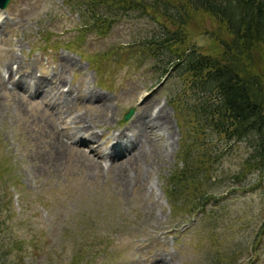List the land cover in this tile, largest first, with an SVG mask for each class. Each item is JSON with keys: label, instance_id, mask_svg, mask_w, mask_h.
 Listing matches in <instances>:
<instances>
[{"label": "rangeland", "instance_id": "374dc122", "mask_svg": "<svg viewBox=\"0 0 264 264\" xmlns=\"http://www.w3.org/2000/svg\"><path fill=\"white\" fill-rule=\"evenodd\" d=\"M144 6L121 17L111 6L98 7V15L115 22L107 36L83 35L90 14L83 17L85 7L72 10L64 0H12L0 10V197L11 202L0 245L23 242L25 264H72L81 242L95 236L104 239L96 240L100 254L91 257L89 250L78 264H214L218 256L220 264H264V174L236 178L252 138L225 140L207 130L213 154L223 153L206 182L217 200L204 210L173 213L168 179L182 165L184 135L200 134L179 121L184 114L172 104L193 101L187 79L172 68L177 57L145 51L177 27L160 3ZM190 17L183 49L212 52L213 33H224L208 16ZM259 69L264 72V58ZM27 73L44 82L39 91L31 82L12 85ZM78 88H89L92 98H76ZM150 103L148 142L133 121ZM157 111L169 123H154ZM118 130L134 145H121ZM80 226L89 227L86 235Z\"/></svg>", "mask_w": 264, "mask_h": 264}, {"label": "trees", "instance_id": "16d2710c", "mask_svg": "<svg viewBox=\"0 0 264 264\" xmlns=\"http://www.w3.org/2000/svg\"><path fill=\"white\" fill-rule=\"evenodd\" d=\"M149 1L160 3L165 16H171V23L177 28L164 32L166 37L161 41H150L145 51L155 57L167 50L177 57L172 68L179 67L180 78L187 79V93L193 101L185 105L174 99L172 104L177 112L184 114V119L179 121H186V127L191 125L200 134L196 140L191 139L193 134L184 135L179 154L182 165L170 175L167 195L173 213L204 210L208 203L217 200L215 195L206 192V182L213 178L214 164L223 157V153L213 154L211 140H205L207 130L225 140L252 138L254 148L236 178L243 179L256 171L264 174V72L259 69L264 57L256 58L258 52L264 51V0H64V3L72 10L85 7L83 17L90 14V22L86 21L81 28L83 35L107 36L115 22L98 15L95 12L98 7L111 6V11L121 17L145 8ZM170 8L176 9L174 15H170ZM193 13L211 18L225 35L213 33L218 44L214 42L212 52H203L197 47L183 49L185 29ZM174 34L178 38L171 43ZM175 45H180L179 50L173 49ZM3 197H0V231L7 227L9 233V224L6 226L9 215L6 217L5 211L11 202L7 200L6 205ZM80 229V234L86 235L89 227L80 226ZM106 238L108 240V236ZM96 240L104 241L102 236H95L93 241L81 242L72 264L83 261L89 250L91 257L100 254ZM22 246L21 241L8 242L7 248L0 245V264H25ZM14 250L17 254L9 258ZM214 264H220L219 256Z\"/></svg>", "mask_w": 264, "mask_h": 264}, {"label": "bare ground", "instance_id": "6f19581e", "mask_svg": "<svg viewBox=\"0 0 264 264\" xmlns=\"http://www.w3.org/2000/svg\"><path fill=\"white\" fill-rule=\"evenodd\" d=\"M8 66H9V64H7V68H8ZM10 70V69H9ZM8 70V72H10L9 74H11L12 73V69H11V71H9ZM7 72V73H8ZM22 72V71H21ZM6 73V72H5ZM23 73V72H22ZM18 74V73H17ZM13 75V74H12ZM15 75V74H14ZM22 75V74H21ZM3 77V76H2ZM57 78H59V79H62L61 77H57ZM3 79V78H2ZM9 80H12V78L11 79H9ZM27 82H31L33 85H35L36 87H38V91L42 88V85H43V81L41 80V79H37V76L35 75V74H33V73H27V74H25L23 77H21V79L19 80V81H12V85H17L20 89H23L22 87L23 86H25V84H28ZM6 83V82H5ZM8 83V82H7ZM60 84H61V81H59V83H58V87L60 86ZM17 86H16V89H18L17 88ZM28 86V85H27ZM13 88H14V86H13ZM27 89H28V87H27ZM86 89V88H85ZM89 89V88H88ZM88 89H86L85 91H83V90H80L79 88L77 89L79 92H78V95L76 96V98H78L79 99V97H87V93H88V95L89 96H91L92 95V92H88L89 90ZM81 91V92H80ZM73 89H69V96H67L68 98L69 97H71V96H73ZM81 93H82V95H81ZM17 94V93H16ZM52 94H53V92L52 91H49V92H47L46 93V95H45V97H47V98H49L50 97V95L52 96ZM60 95H62V94H60ZM85 95V96H84ZM90 98H92V96L90 97ZM65 101V104L67 105L68 104V101L67 100H64L63 99V101L62 102H64ZM154 104H152V103H150V105L148 104V105H146L145 107H143V109L141 110V112H138V114H137V118L133 121V123H134V127H136V129L138 128V129H140V130H145V131H143V132H141V131H139L138 133H137V135H140V136H144V137H146V134L145 133H147V130H148V124H147V122L149 121L148 119H149V116L150 115H152L155 111H154V106H153ZM162 111V110H161ZM161 111H157L158 112V115H155L154 116V118L152 119V121H154V123H159V124H165L166 123V121L167 120H162V118L160 117V113H161ZM164 111V110H163ZM163 114V113H162ZM163 116V115H162ZM100 118V117H99ZM83 119V118H82ZM104 119V118H103ZM151 119V118H150ZM157 119V120H156ZM81 120V119H80ZM168 122V121H167ZM149 123V122H148ZM151 123V122H150ZM169 123V122H168ZM167 123V124H168ZM73 124V123H72ZM171 125V124H170ZM162 126V125H161ZM165 126V125H164ZM168 126V125H167ZM166 126V127H167ZM68 127V126H67ZM71 127V126H70ZM69 128V127H68ZM163 128V127H162ZM76 129V128H75ZM77 130H79V131H81V130H86V131H89L90 129H88L86 126H80ZM135 130V129H134ZM151 130H152V128H151ZM162 130V129H161ZM164 130V129H163ZM148 134V133H147ZM150 134V133H149ZM156 134V133H155ZM93 135L95 136V134L93 133ZM92 135V136H93ZM131 135V134H130ZM153 135V134H152ZM158 135V134H157ZM171 135V134H170ZM151 136V135H150ZM156 136V135H155ZM114 137H116L118 140H120V141H122V144L121 145H124V144H127V141H129V143L131 144V145H134V142H135V140L134 139H128V135H127V133L124 131V130H118L117 132H116V134H115V136ZM70 138V137H69ZM135 138V137H134ZM147 138V137H146ZM160 138V137H159ZM162 138V137H161ZM136 139V138H135ZM148 139V142H151V138L149 139V138H147ZM70 140V139H69ZM160 140V139H159ZM140 141V140H139ZM70 142V141H69ZM162 142V141H161ZM156 143V142H155ZM155 143H154V145H155ZM159 144V143H158ZM117 145V144H116ZM138 145H140L141 146V143H139ZM144 145V144H143ZM114 146V145H113ZM162 146V145H161ZM62 147H64V146H62ZM163 147V146H162ZM168 147V146H167ZM159 148V147H158ZM98 157H102V158H104V156L103 155H101V154H98Z\"/></svg>", "mask_w": 264, "mask_h": 264}, {"label": "water", "instance_id": "95a60500", "mask_svg": "<svg viewBox=\"0 0 264 264\" xmlns=\"http://www.w3.org/2000/svg\"><path fill=\"white\" fill-rule=\"evenodd\" d=\"M11 1L12 0H0V10L5 11L9 2H11ZM133 113H134V109L129 110L128 113L126 114L125 118L128 119Z\"/></svg>", "mask_w": 264, "mask_h": 264}]
</instances>
